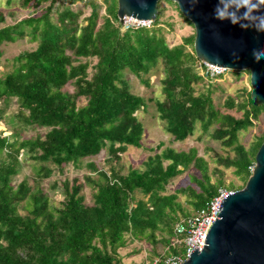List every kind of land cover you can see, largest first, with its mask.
Wrapping results in <instances>:
<instances>
[{
  "label": "trees",
  "instance_id": "16d2710c",
  "mask_svg": "<svg viewBox=\"0 0 264 264\" xmlns=\"http://www.w3.org/2000/svg\"><path fill=\"white\" fill-rule=\"evenodd\" d=\"M160 1L149 26L123 27L117 0H19L24 9L48 5L38 16L0 28V46L26 36L36 43L33 50L14 57L12 70L0 77V104L14 99L13 119L47 129L43 137L21 141H10L0 131V264H123L118 251L131 241L150 244L155 250L163 245L164 254L155 253L158 258L179 254L181 248L172 245L174 227L191 215L183 210L179 196H186L197 211L224 188L221 181L211 183L208 164L194 148L162 150L161 143L149 150L153 154L142 170L120 173L119 155L127 147H142L144 130L136 113L146 106L142 97L129 91L123 79L126 70L148 86L143 77L161 64L162 99L155 101V108L165 132L181 142L197 123L204 131L214 124L212 137L233 151L232 157H218L216 162L233 168L234 176L243 182L228 188L245 187L264 142V130L249 149L238 143V133L254 126L264 106L256 105L247 93L238 104L231 98L223 104L241 112L240 117L215 109L209 90L198 87H208L221 76L202 75L205 67L194 53V35L182 44L167 45L160 28ZM77 3L89 8L80 22L82 12L72 9ZM188 44L191 52L186 50ZM94 58L89 74V60ZM67 86H72L71 93L64 89ZM81 100L84 104L79 105ZM3 115L0 105V120ZM107 146L112 157L108 171L86 163L97 175L84 177L93 190L92 204L84 203L81 185L74 180L59 183L62 200L59 206L53 205L39 186L52 174L50 165L58 170L68 164L78 167ZM20 154L40 163L32 185L25 178L16 186L11 184L21 165ZM191 168L200 174V178L189 176L197 188L187 185L166 194L169 181ZM137 192L142 198H136Z\"/></svg>",
  "mask_w": 264,
  "mask_h": 264
},
{
  "label": "rangeland",
  "instance_id": "374dc122",
  "mask_svg": "<svg viewBox=\"0 0 264 264\" xmlns=\"http://www.w3.org/2000/svg\"><path fill=\"white\" fill-rule=\"evenodd\" d=\"M96 1L100 3V0ZM169 2L161 0L159 3L161 10L160 28L162 29V34L167 45L173 47L182 44L185 38L195 35V30L192 25L181 17L176 3ZM47 5L48 4H43L38 8L24 9L21 7L19 0H12L9 3H7L6 0H0V12L3 14V21L0 23V28L14 25L30 16H38L42 12V9ZM72 9L75 11L80 10L82 12L79 22L89 14L88 6L83 5V3H77ZM103 14L104 8L101 7V9H99L100 17L98 21L100 23ZM127 24L129 23H127L126 19L121 23L123 27ZM35 47L36 43L30 42L28 36L22 39H17L14 43H3L0 46V77H3L5 73L12 70L14 66V57L22 52L31 51ZM186 50L191 52L192 46L188 44ZM81 60L82 62L85 61L84 59ZM95 62V58L89 60V74L91 73V67ZM196 70L198 71V66H196ZM220 76L221 77L210 81L211 84L208 85V87L199 86L198 90H209L215 109H219L220 112L230 114L234 117H240L241 112H237L235 109H226L223 104L228 98L233 99L235 103L238 104L245 99L247 93L252 92L249 71H240L238 76L231 74L229 71H224ZM162 78L163 71L161 64H158L143 77V79L148 80V86H145L129 71L126 70L123 73V79L128 84L129 91L136 96L142 97L145 100L146 106L144 109H141L136 113L144 130L141 139L142 147H127L126 152L119 155L120 159L116 163L117 169H120V173L123 175H125L130 168L139 171L142 170L144 168L143 163L146 161L147 157L153 154L149 150L156 148L159 143L162 144V150L165 148H171L175 151H188L190 148H194L197 151V156L202 157L208 164V175L210 176L211 183L216 184L218 181H221L224 188L220 189L234 192L228 187L231 184L239 187L243 185V182L234 176L233 168L226 169L217 164L216 160L218 157H232L233 151L231 148L222 146L220 141L212 137V131L215 128L214 124L211 125L207 131H204L200 123H197L193 133L181 142H174L172 137L165 132V123L159 119L155 108V101L157 99H162L160 85ZM64 89L70 93L73 90L72 86H67ZM78 103L79 105L84 104L83 100ZM0 105L4 108V115L0 120V131L4 136H8L10 141L15 138L21 141L34 139L35 137H43L47 132V129L45 128L28 127L13 119V114L17 111L14 99H10ZM263 130L264 113L259 115L258 119L254 121L253 127H249L245 131L238 133V143L245 149H249L253 145L255 138L258 137ZM107 148L108 146L97 156L82 160L78 167L68 164L63 165L61 169L58 170L53 165H50L52 168V174L48 178L39 181L40 188L47 194L50 202L55 206H59V203L62 200L60 188L61 182L67 181L71 184L76 180L77 183L81 185L80 195L84 197V203L91 205L93 202V190L90 185L86 184L84 177L90 176L95 179L97 178V175L86 167V163L88 161L94 162L100 170L108 171L110 167L109 162L112 160V157L107 151ZM18 159L21 165L18 174L11 180L12 186H16L24 178L28 180L30 185H32L33 179H35V170L40 163L31 160L24 154H20ZM190 174H194L200 178V174L191 168L170 180L165 193L171 194L177 188L185 187L187 185L197 188L191 183L189 177ZM54 183L57 184L55 188L53 187ZM135 196L136 198H142V195L138 192ZM178 202L182 205L185 212H188L189 214L195 212L193 207L187 203L186 196H179ZM20 213L22 214L23 212L20 211ZM164 251L165 247L161 244L157 245L155 250L150 244L131 241L125 248L120 249L118 252L123 264H148L150 259L158 258L155 253L163 255Z\"/></svg>",
  "mask_w": 264,
  "mask_h": 264
},
{
  "label": "water",
  "instance_id": "95a60500",
  "mask_svg": "<svg viewBox=\"0 0 264 264\" xmlns=\"http://www.w3.org/2000/svg\"><path fill=\"white\" fill-rule=\"evenodd\" d=\"M158 1L117 0V17L152 23ZM167 1L194 27L196 57L226 71H249L251 100L264 106V0ZM216 216L182 264H264V142L245 187L227 194Z\"/></svg>",
  "mask_w": 264,
  "mask_h": 264
},
{
  "label": "built area",
  "instance_id": "2783aa9c",
  "mask_svg": "<svg viewBox=\"0 0 264 264\" xmlns=\"http://www.w3.org/2000/svg\"><path fill=\"white\" fill-rule=\"evenodd\" d=\"M127 21V26H149L150 23L137 21L132 18L125 17L123 20ZM202 63V62H201ZM205 67L202 75L207 78H214L221 75L224 71L223 68L208 65L202 63ZM229 193L225 189H219L217 195L206 201L204 205L195 211L193 214L188 217L180 220L174 227L175 237L173 239L172 245H177L181 248L179 254L166 255L162 258H154L148 264H182L184 263L189 256L192 254L194 247L197 244H202L204 237L212 224L214 218L217 220L216 216L218 209L225 198Z\"/></svg>",
  "mask_w": 264,
  "mask_h": 264
},
{
  "label": "clouds",
  "instance_id": "9594fccd",
  "mask_svg": "<svg viewBox=\"0 0 264 264\" xmlns=\"http://www.w3.org/2000/svg\"><path fill=\"white\" fill-rule=\"evenodd\" d=\"M217 15H218V18H222V17H219V13H217Z\"/></svg>",
  "mask_w": 264,
  "mask_h": 264
}]
</instances>
